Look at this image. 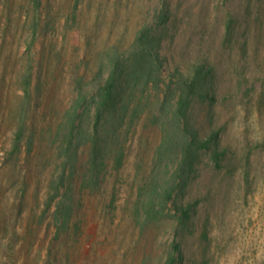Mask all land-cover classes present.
Listing matches in <instances>:
<instances>
[{
  "label": "rangeland",
  "instance_id": "1",
  "mask_svg": "<svg viewBox=\"0 0 264 264\" xmlns=\"http://www.w3.org/2000/svg\"><path fill=\"white\" fill-rule=\"evenodd\" d=\"M148 23L163 72L138 80L125 60L124 85L137 88L103 150L112 163L123 144L125 164L103 189L77 186L62 229L50 192L77 80L107 71L116 49L138 50ZM181 75L200 76L199 93H209L192 100L193 127L218 136L184 188L172 179L175 147L155 166L165 125L183 127L166 117ZM21 124L22 151L12 154ZM102 124L112 136L115 123ZM146 181L176 186L174 199L139 210ZM175 201L197 204L191 219H180ZM0 264H264V0H42L39 9L0 0Z\"/></svg>",
  "mask_w": 264,
  "mask_h": 264
},
{
  "label": "trees",
  "instance_id": "2",
  "mask_svg": "<svg viewBox=\"0 0 264 264\" xmlns=\"http://www.w3.org/2000/svg\"><path fill=\"white\" fill-rule=\"evenodd\" d=\"M33 3L34 7L39 9L42 0H33ZM148 24L137 36L136 42L140 46L138 50L132 51L127 56L126 52L116 49L110 53L107 71L102 68L94 79L87 82L84 78L77 80L79 82L75 87L76 96L58 128L62 134L59 146L61 169L59 167L57 180L53 181L50 192L51 202L60 197L56 202L55 217L61 220L62 229H66L73 218L77 186H79L78 192L79 190L82 192L84 190L82 187L87 185L91 186L93 191L103 189L108 179L113 177L115 172L120 171L125 164L126 149L123 144H119L118 148L113 150L115 157L112 163L111 158L108 159L106 151L103 152V150L106 144L110 143L108 138H113L117 131L122 130L127 115L125 111L129 109L131 96H134L137 88L136 85L130 88L124 85L125 60H131L133 76L136 75L135 79L138 80L141 76L142 79L153 80V77L155 79L157 74L163 72L161 53L157 48V36L154 34L157 29L154 28L153 23ZM200 70L205 73L208 68L203 66ZM178 78L181 90L173 110L166 117L177 120L178 124L179 122L183 124V127L181 129V126L176 128L173 125H165L155 166L160 165L159 162L163 160L162 156L167 153L169 147H175L177 164L175 168H170L172 179L184 188L189 184L191 175L196 170L195 165L199 160L200 152L210 149L218 136L216 133L208 136L201 135L189 119L188 110L194 96L200 91L201 77L181 75ZM148 82L145 83L148 84ZM199 94L203 98L209 97L208 92ZM103 119L115 123V125L112 124L114 127L110 128L112 136L108 132L109 127L107 130L103 127ZM24 135L25 127L21 124L15 133L12 154L22 151ZM224 156L225 150L216 148L217 165H221ZM176 189V186L165 189L159 185V182L146 181L140 188L137 208L139 210L145 208L147 214L157 211L156 201L162 205L168 204L174 199ZM115 201L116 198H113V202ZM174 203L182 221L192 218L196 211L195 202L189 205L177 204L176 201ZM174 247L176 250L180 248L178 244Z\"/></svg>",
  "mask_w": 264,
  "mask_h": 264
}]
</instances>
